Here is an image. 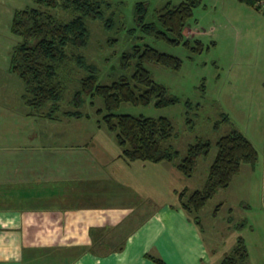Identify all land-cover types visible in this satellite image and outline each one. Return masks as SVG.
<instances>
[{
    "label": "rangeland",
    "instance_id": "rangeland-1",
    "mask_svg": "<svg viewBox=\"0 0 264 264\" xmlns=\"http://www.w3.org/2000/svg\"><path fill=\"white\" fill-rule=\"evenodd\" d=\"M108 1L111 7L105 16L112 15V27L105 29L102 21L87 19L89 42L85 48L77 50L97 66L99 84L130 79L134 61L123 68L121 54L135 45H149L181 59L179 69L144 63L152 78L163 84L168 94L178 98L176 103L160 107L152 103H121L113 113L168 118L174 135L163 144L177 150L179 157L196 139L210 141L209 153L197 159L192 176L185 177L178 170H171L167 162H144L149 166L142 171L137 164L123 159L115 132L108 130L104 123L103 99L89 93L75 95L80 88L79 79L84 75L77 68L67 82L64 98L55 103L58 108L53 118L40 116L49 110L50 104L36 111L35 119L30 116L32 109L22 98L24 84L10 71L9 57L12 47L20 40L10 31L13 11L38 7L32 0H0V133L20 130L27 124L34 134L42 133L43 144H58L70 150L87 147L99 160L103 157L107 168L113 167L111 172L117 177L110 182L114 190L127 189V184L131 183L133 186L127 191L137 192L133 180L125 182V179L143 172L146 178L155 179L160 189L156 200H146L147 205L153 207L151 201L155 205L177 201L171 191L173 188H201L216 154V140L235 128L255 147L258 159L254 167L243 164L229 186L219 189L198 213L210 257L207 264H219L239 236L245 240L248 263L264 264V9H256L239 0H201L187 20L185 30L189 41L172 45L140 31L135 5L141 2L146 6L144 22H150L167 2L177 5L183 0ZM48 10L62 20L71 16L70 11L58 7ZM198 41L201 43L199 50ZM78 97L80 101L75 104ZM75 110L78 117L63 114ZM27 120L30 122L26 123ZM54 129L60 132H52ZM146 183L148 191L149 180ZM120 200L127 203L133 199L114 197L109 204L119 205ZM241 222L245 224L236 227Z\"/></svg>",
    "mask_w": 264,
    "mask_h": 264
},
{
    "label": "crops",
    "instance_id": "crops-1",
    "mask_svg": "<svg viewBox=\"0 0 264 264\" xmlns=\"http://www.w3.org/2000/svg\"><path fill=\"white\" fill-rule=\"evenodd\" d=\"M26 126L0 133V264H159L147 254L164 264L210 261L200 228L179 207L181 189L171 190L177 201L151 207L155 179L140 172L125 179L137 192L127 191L131 183L114 190L117 176L103 157L43 144L42 133ZM114 197L133 200L110 205Z\"/></svg>",
    "mask_w": 264,
    "mask_h": 264
},
{
    "label": "trees",
    "instance_id": "trees-1",
    "mask_svg": "<svg viewBox=\"0 0 264 264\" xmlns=\"http://www.w3.org/2000/svg\"><path fill=\"white\" fill-rule=\"evenodd\" d=\"M38 7L15 9L12 14L10 31L20 40L12 47L9 57V69L24 84L22 98L31 108L29 114L35 115L39 109L50 104L49 110L41 117L53 118L59 103L64 98L67 82L77 68L84 72L80 77V88L75 95L89 93L103 99V120L108 130L115 132L117 144L121 147L120 156L127 161L159 163L171 162L185 177L192 176L197 159L206 156L211 142L201 138L187 146L182 157L177 150L164 146V142L174 135L171 121L166 117L151 118L131 114H115L121 103L135 105L153 104L157 107L174 104L176 96L170 95L167 88L156 82L145 62H154L163 66L179 69L182 61L179 57L161 52L149 45H135L121 54V66L126 68L133 63L134 71L130 79L121 78L110 84L97 82L98 68L89 63L77 49H83L89 42L87 19L100 20L105 29L112 27V15L105 16L110 9L108 0H32ZM256 9L262 7L258 2L264 0H239ZM201 0H183L177 5L167 2L157 10L155 20L144 22L146 6L139 2L135 5L136 22L140 31L158 40L172 45L186 44L189 40L184 35L187 20L193 8ZM49 8H61L70 11V18L62 20L51 13ZM130 31H133L131 29ZM198 41L197 50L201 49ZM80 101V97L75 104ZM37 111V112H36ZM102 110L99 109V112ZM36 112V113H35ZM65 116L78 117V111L63 112ZM227 117H225V120ZM216 154L208 167L206 178L201 188L178 192L179 207L183 209L200 228L198 215L205 203L221 188L229 186L233 177L239 173L243 164L255 166L258 153L252 143L237 129L216 140ZM245 223H237L236 227ZM120 247H118L119 249ZM92 252L99 251L92 247ZM153 261L164 264L158 258L148 255ZM245 240L239 236L232 250L219 264H249Z\"/></svg>",
    "mask_w": 264,
    "mask_h": 264
},
{
    "label": "built area",
    "instance_id": "built-area-1",
    "mask_svg": "<svg viewBox=\"0 0 264 264\" xmlns=\"http://www.w3.org/2000/svg\"><path fill=\"white\" fill-rule=\"evenodd\" d=\"M260 4V6L264 9V1H260L258 2Z\"/></svg>",
    "mask_w": 264,
    "mask_h": 264
}]
</instances>
